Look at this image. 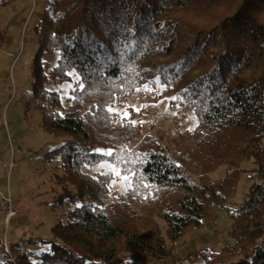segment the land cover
Listing matches in <instances>:
<instances>
[{"label":"trees","instance_id":"obj_1","mask_svg":"<svg viewBox=\"0 0 264 264\" xmlns=\"http://www.w3.org/2000/svg\"><path fill=\"white\" fill-rule=\"evenodd\" d=\"M34 33L33 101L43 128L63 138L45 160L61 158L55 202L70 209L50 238L26 242L47 243L48 251L12 241L0 264H178L168 261L176 243L217 209L231 219L233 244L204 250L203 264H264V0H47ZM56 52L47 73L44 56ZM72 72L79 80L62 114L61 95L47 84L68 82ZM159 84L198 124L172 146L150 133L133 144L141 125L114 123L108 109ZM102 161L130 176L125 193H111L113 171L83 170ZM249 162V189L233 206ZM222 165L225 175L213 177Z\"/></svg>","mask_w":264,"mask_h":264},{"label":"rangeland","instance_id":"obj_2","mask_svg":"<svg viewBox=\"0 0 264 264\" xmlns=\"http://www.w3.org/2000/svg\"><path fill=\"white\" fill-rule=\"evenodd\" d=\"M47 0H17L0 7V23L5 31V42L0 43V237L9 242L20 241L23 250L39 255L50 249L47 243L27 244L30 237L50 238L52 227L60 219H66L70 206L55 202L60 186L55 173L61 171V158L46 161L48 151L58 148L63 138L46 131L42 124L39 104L33 101V57L38 48L34 27L40 18ZM59 53H46L44 69L48 73L56 64ZM71 80L61 85L49 82L47 88L56 90L62 98L64 113L72 101L74 83L79 75L71 73ZM169 93L162 85L142 87L127 96L120 97L111 107L115 123L125 118L141 125L135 142L150 133L162 144L174 145L186 131L192 132L198 118L189 106H173ZM86 108L88 105L86 104ZM127 113V115H125ZM264 144V139H263ZM115 166L102 161L96 167L84 166L92 176L112 171ZM248 173L240 179L230 204L240 205L246 197L251 180L248 178L253 162L245 164ZM115 174L110 190L114 195L125 193L131 184L129 175ZM226 166H220L213 177L225 175ZM128 179H124V177ZM12 200L15 212L8 217V200ZM7 202V204L5 203ZM133 207L141 208L135 200ZM161 220V219H160ZM163 228L166 223L160 221ZM232 245L231 219L224 210H218L211 221H205L200 229L191 230L184 239L176 243V251L169 262L178 264H203L202 252L206 249L218 251L224 245ZM5 250L0 248V260ZM34 260L36 258H33ZM123 264H136L126 258Z\"/></svg>","mask_w":264,"mask_h":264},{"label":"built area","instance_id":"obj_3","mask_svg":"<svg viewBox=\"0 0 264 264\" xmlns=\"http://www.w3.org/2000/svg\"><path fill=\"white\" fill-rule=\"evenodd\" d=\"M4 199L8 200V208H9V213H8V217L10 218V216L15 212L12 200L10 198H7L6 196L4 197ZM7 204V202H5ZM0 248H3L5 250V252L10 253L9 250V241L7 239V237H0Z\"/></svg>","mask_w":264,"mask_h":264},{"label":"snow or ice","instance_id":"obj_4","mask_svg":"<svg viewBox=\"0 0 264 264\" xmlns=\"http://www.w3.org/2000/svg\"><path fill=\"white\" fill-rule=\"evenodd\" d=\"M172 99H178V97H172ZM108 111L112 112V111H114V109L109 107ZM125 115H127V113H125ZM133 123H134V121H133ZM97 151L101 152L103 155H106V156H111L113 154L111 150L105 151V150L100 149ZM110 167H111L112 171H114L116 173V175H120L119 171L115 168V166H110ZM124 179H128V177L126 176V177H124Z\"/></svg>","mask_w":264,"mask_h":264},{"label":"crops","instance_id":"obj_5","mask_svg":"<svg viewBox=\"0 0 264 264\" xmlns=\"http://www.w3.org/2000/svg\"><path fill=\"white\" fill-rule=\"evenodd\" d=\"M217 211H218V209L214 211V214H215ZM195 229L197 230V228H195ZM195 229H194V228H190V229L188 230V234H189V232H191V230L193 231V230H195ZM182 239H184V238H182ZM182 239H181V240H182Z\"/></svg>","mask_w":264,"mask_h":264}]
</instances>
